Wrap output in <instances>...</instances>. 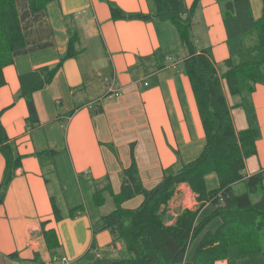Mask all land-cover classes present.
<instances>
[{"label": "crops", "instance_id": "0c3cea01", "mask_svg": "<svg viewBox=\"0 0 264 264\" xmlns=\"http://www.w3.org/2000/svg\"><path fill=\"white\" fill-rule=\"evenodd\" d=\"M193 1L186 3L190 6ZM109 2L128 15L156 10L154 0H54L33 13L28 0H17L26 46L4 68L0 119L23 159L0 205V264H59L54 257L62 255L70 264H105V260L110 264L132 257L124 242H113L108 230L94 231L115 209L109 190L103 192L105 204L97 205L98 189L106 187L109 178L112 193H120L122 173L132 164V144L138 175L147 189L155 188L165 172H176L203 151L206 135L183 71L188 53L178 31L158 20L113 19ZM250 4L254 19L261 18L263 0ZM194 21L196 43L212 49L223 74L230 53L219 1L201 0ZM71 34L77 35L76 55L63 62L50 85L34 94L39 123L31 128L27 102L20 96V76L56 66L69 50ZM112 78L123 88L114 98L107 96L105 82ZM223 88L236 130L246 129V114L236 107L240 97L230 95L225 81ZM252 99L262 136L257 154L246 160V173L262 174L264 194L263 84L256 85ZM5 167L0 151V181ZM205 182L208 190L219 187L214 173ZM241 185L243 192L242 183L234 190ZM196 197L187 183L180 184L165 206L167 224H174L185 209H198ZM143 201L139 195L122 206L137 209ZM212 210L207 203L200 218ZM220 224L217 218L208 229L214 231ZM44 229L56 231L58 248L48 247ZM193 253L194 247L187 262ZM215 264H264V256L257 253Z\"/></svg>", "mask_w": 264, "mask_h": 264}, {"label": "trees", "instance_id": "16d2710c", "mask_svg": "<svg viewBox=\"0 0 264 264\" xmlns=\"http://www.w3.org/2000/svg\"><path fill=\"white\" fill-rule=\"evenodd\" d=\"M30 10L37 13L54 0H28ZM227 33L230 56L227 66L219 74L211 48H200L193 34L195 16L201 0L188 5L186 0H154V14L128 15L109 2L113 19H140L162 21L178 31L188 53L183 71L188 76L206 135L201 154L182 163L174 173L165 172L153 189L142 184L135 161L134 144L131 147L132 164L122 173L119 194L112 193L109 178L95 198L98 206L105 204L103 192L113 195L115 209L102 217L95 232L108 230L113 242H124L130 258H116L110 264H215L219 260L262 253L264 256V194L262 174L248 176L246 160L257 154V141L262 136L256 108L252 99L257 84L264 85V0L263 15L254 19L250 0H218ZM255 37V42L250 40ZM77 35L71 34L69 50L54 67L20 76V96L25 98L31 128L39 123L34 94L50 85L63 62L76 55ZM26 46L17 0H0V88L6 84L4 68L14 63V54ZM226 82L232 97H240L236 107L244 110L248 127L237 131L223 88ZM0 151L6 167L0 181V205L5 201L8 187L22 165L21 156L8 137L0 119ZM53 152V151H52ZM216 174L219 187L208 190L205 178ZM187 183L200 206L185 209L174 224H167L165 206L173 198L177 187ZM243 184L237 193L234 186ZM262 193V194H261ZM258 200L253 196L260 195ZM144 201L137 209H126L125 201L136 196ZM210 203L211 213L200 218L201 209ZM56 219L61 218L53 202ZM77 211V209L72 212ZM221 224L214 231L208 229L215 220ZM50 249L59 247L55 230H43ZM195 245V247H194ZM192 258L187 262L190 250Z\"/></svg>", "mask_w": 264, "mask_h": 264}, {"label": "built area", "instance_id": "2783aa9c", "mask_svg": "<svg viewBox=\"0 0 264 264\" xmlns=\"http://www.w3.org/2000/svg\"><path fill=\"white\" fill-rule=\"evenodd\" d=\"M166 60L170 61L171 57H167ZM105 82L107 84V96L114 98L121 95L123 88L116 81L115 78L106 79ZM98 257H100V255H98ZM54 260L59 261V264H70V259L66 255H62L60 257H54Z\"/></svg>", "mask_w": 264, "mask_h": 264}, {"label": "rangeland", "instance_id": "374dc122", "mask_svg": "<svg viewBox=\"0 0 264 264\" xmlns=\"http://www.w3.org/2000/svg\"><path fill=\"white\" fill-rule=\"evenodd\" d=\"M255 42V37L254 38H252L251 40H250V44H253ZM236 189V191L238 192V193H240V192H242V185L241 186H239V187H236L235 188ZM253 197H255V196H253ZM255 199H256V197H255ZM198 202V201H197ZM194 247H195V245H194ZM128 251V250H127ZM128 254L130 255V252H128ZM105 262V264H106V262H108V261H104ZM104 264V263H103ZM108 264V263H107Z\"/></svg>", "mask_w": 264, "mask_h": 264}]
</instances>
